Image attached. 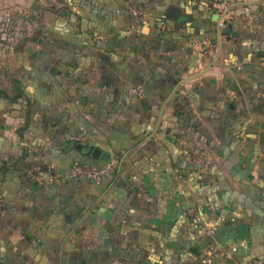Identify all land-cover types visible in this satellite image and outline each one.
<instances>
[{"label":"crops","instance_id":"obj_1","mask_svg":"<svg viewBox=\"0 0 264 264\" xmlns=\"http://www.w3.org/2000/svg\"><path fill=\"white\" fill-rule=\"evenodd\" d=\"M56 3L45 61L17 64L36 107L23 139L25 102L0 97V264L264 257V0H239L223 26L195 0ZM112 160L99 183L73 176ZM213 238L238 244L232 260L206 258Z\"/></svg>","mask_w":264,"mask_h":264},{"label":"rangeland","instance_id":"obj_2","mask_svg":"<svg viewBox=\"0 0 264 264\" xmlns=\"http://www.w3.org/2000/svg\"><path fill=\"white\" fill-rule=\"evenodd\" d=\"M51 7L60 6L56 0H0V48L3 43L9 46L5 50L0 49V81L4 72L5 79L9 76L8 83L12 85L14 91V79L21 74L18 65L21 63L38 65L39 61H45L46 50L39 48L37 38L42 27L48 29L45 34L51 38ZM58 34V37L66 40L67 36L61 34V30ZM54 36L56 38V32Z\"/></svg>","mask_w":264,"mask_h":264},{"label":"built area","instance_id":"obj_3","mask_svg":"<svg viewBox=\"0 0 264 264\" xmlns=\"http://www.w3.org/2000/svg\"><path fill=\"white\" fill-rule=\"evenodd\" d=\"M198 3L205 4L209 8L217 9L222 15L221 25L225 24V18L231 13L234 6L239 3V0H195ZM132 92L140 93L142 89L136 88ZM84 136L75 137L76 140H84ZM117 162L115 160L105 162L102 165H87L76 164L73 169V176L90 179L96 183L101 182L106 176L114 174L116 172ZM194 216V223L198 226L199 230H204L207 234H214V227L204 225L201 218L198 215ZM238 249L237 243L223 244L216 238H213L206 246V258H225L232 260L235 252ZM246 264H264V257H257L247 262Z\"/></svg>","mask_w":264,"mask_h":264},{"label":"trees","instance_id":"obj_4","mask_svg":"<svg viewBox=\"0 0 264 264\" xmlns=\"http://www.w3.org/2000/svg\"><path fill=\"white\" fill-rule=\"evenodd\" d=\"M14 81L17 89L12 94H8L6 91L0 90V97L5 98L10 102H17L18 100H23L25 102L24 103V105L26 106L25 125L18 130V134L20 138L23 139L24 133L30 124L31 117L35 112L36 107L34 101L26 94L23 83H21L19 79H14Z\"/></svg>","mask_w":264,"mask_h":264},{"label":"water","instance_id":"obj_5","mask_svg":"<svg viewBox=\"0 0 264 264\" xmlns=\"http://www.w3.org/2000/svg\"><path fill=\"white\" fill-rule=\"evenodd\" d=\"M176 11V9H174L173 7L170 9L169 11V16H174L176 18V14L174 13ZM228 33L231 32V28H228L227 29ZM235 35V33H233ZM91 156L94 157V158H100L101 160H107L108 159V153L107 152H103L101 151L100 149L98 148H95L92 150L91 152ZM239 231H240V234H239V237L241 239H245L249 233V227L248 226H245V225H242L239 227Z\"/></svg>","mask_w":264,"mask_h":264}]
</instances>
